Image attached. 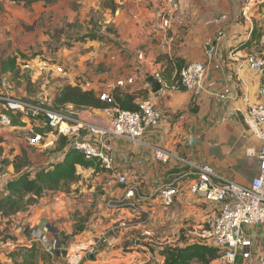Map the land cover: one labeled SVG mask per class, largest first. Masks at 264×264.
<instances>
[{
    "label": "crops",
    "instance_id": "obj_1",
    "mask_svg": "<svg viewBox=\"0 0 264 264\" xmlns=\"http://www.w3.org/2000/svg\"><path fill=\"white\" fill-rule=\"evenodd\" d=\"M72 1L62 0L53 5L39 1L30 6L3 2L0 72L6 69L5 62L16 58L19 63H25L22 67L32 76L45 73L50 84L40 96L52 100L66 84L93 80L102 85L118 78L135 77V93L143 95L138 99L150 97L165 118L158 128L142 138L143 146L132 145L119 152V158L132 167L129 185H120L112 171L98 163L87 169L77 166L80 179L70 189L45 193L26 211L12 215L9 226L15 228L22 221L32 227L48 226L51 238L65 245L88 238L98 240V252L83 264H166L170 252L204 245L203 226L188 227V221L192 218L196 221V217L200 219L204 211H209L204 199L190 193L191 181L181 178L184 166L180 165L178 156L196 164L211 165L220 176L244 186L250 185L259 172V160L249 151H259L264 143L251 134L244 118L249 104L258 100L261 78L247 66H241L248 55L255 54L253 26L240 18L241 0H181V10L172 29L176 41L163 51L154 26L155 21L160 23L156 13L158 0H118L115 12L103 7L104 0H78V10L71 7ZM96 14L103 15L101 35L96 33L76 45L81 54L87 46L99 45V50L94 51L96 56L89 57L92 61L88 65L81 62L79 57L83 55L77 54L67 60L72 70L61 75L55 69L60 64H49L35 53L36 36L43 35L41 43L48 40L46 27L62 25L65 21L72 23L77 17L85 27V22H91ZM209 45L217 49L212 60L206 58ZM142 51L146 56L144 61L138 59ZM172 59L175 61L170 66L168 60ZM194 62L204 63L208 71L198 95L185 90L154 94L145 81L147 75L163 67L165 78L172 71L170 81L166 79L173 84L179 66L182 69ZM7 69L5 73L9 72ZM18 92L13 86V95L37 97L25 90ZM7 133L3 137L12 152L9 151V158L1 157L9 160L2 165L0 178L6 175L12 179L18 175L12 163L20 155L21 145L27 155L36 150L27 147L21 134L11 130ZM153 147L174 156L167 162H157L152 156ZM38 161L30 166L31 170L36 169ZM175 181L184 192L174 199L171 207H165L159 189ZM131 188L134 196L128 197ZM2 197L5 196L1 194ZM5 227L6 223L0 225L2 230ZM16 234L17 253L25 247L28 250L24 255H38L41 245L29 244L28 233L23 236L17 230ZM14 255L13 263L24 264ZM46 256L42 264H64L60 252L52 259L47 253ZM239 262L264 264V238L255 242L250 260L239 257ZM0 263L4 261L0 259ZM189 264L203 263L194 258Z\"/></svg>",
    "mask_w": 264,
    "mask_h": 264
},
{
    "label": "built area",
    "instance_id": "obj_2",
    "mask_svg": "<svg viewBox=\"0 0 264 264\" xmlns=\"http://www.w3.org/2000/svg\"><path fill=\"white\" fill-rule=\"evenodd\" d=\"M263 2L264 0L243 2L241 13L247 22L251 21L249 13L252 6ZM181 5V0H158L156 3V13L161 15V20L159 24L155 21L154 26L156 34L161 38L160 48L163 51L172 47L176 41L172 29ZM220 36L223 37V33ZM216 55L217 49L209 45L206 58L212 60ZM145 58L143 51L138 54L140 61ZM55 66L61 75H67L72 70L67 72L63 65ZM241 66H247L261 78L258 100L249 104L244 121L251 134L264 143V56L250 54ZM207 74L204 63L194 62L178 72L173 84L166 80L163 67L155 69L146 79L149 76L156 78L162 84V91L185 90L198 95L203 89ZM74 86H79L83 91L95 92L111 106L103 110H90L74 105L56 109L55 99L49 97V102H46L48 97H44L40 99L42 101H27L11 93L12 84H5L0 91V133L5 136L11 130L21 134L27 147L41 152L43 160L36 168L52 170L65 161L69 151H76L86 160L95 161L104 169L112 171L120 185H129L132 167L119 158V152L128 146H143L142 138L162 124L164 112L150 97L137 100V111L122 109L117 105L114 93H135V77L118 78L102 85H97L93 80H85ZM7 112H11L26 125L14 126ZM63 138L66 139V145L64 149L58 150L59 141ZM249 154L259 160V172L248 186L220 176L211 165L196 164L185 157H177L180 165L184 166L181 178L191 181L190 193L204 199L209 208L201 237L205 246L217 251L218 257L207 264H241L239 257L250 260L255 242L264 238V145L259 151L251 149ZM9 156L5 144L3 157ZM152 156L157 162H167L174 155L153 147ZM8 183V176L0 178V197L1 194L6 195ZM183 192L176 181L160 188V196L164 199L163 206L171 207L174 199ZM127 196H134L133 188ZM50 233L48 226L32 227L29 244L38 243L52 258L60 252L64 264H83L91 256H95L100 247V242L94 238L65 245L62 241L51 238ZM16 246L17 243L10 238L2 239L0 254H10L15 251Z\"/></svg>",
    "mask_w": 264,
    "mask_h": 264
},
{
    "label": "rangeland",
    "instance_id": "obj_3",
    "mask_svg": "<svg viewBox=\"0 0 264 264\" xmlns=\"http://www.w3.org/2000/svg\"><path fill=\"white\" fill-rule=\"evenodd\" d=\"M77 1L78 0L76 1L73 0L71 2V7L74 10H78V7H79V4L77 3ZM243 2H245V0L240 1V5H241L240 8H242ZM249 16H250L251 21H248V22L250 23L251 28L253 26L252 35L254 39L253 42L255 44V53L257 55L264 56V2L254 4L251 8ZM240 18L241 20L246 21L245 17L242 14ZM80 20L77 17L72 23L65 21L63 22L62 25H57V26L53 25V26L46 27L45 34L48 36L47 38L48 40L44 43H41L40 39L43 38V35L40 37V35L38 34L36 36L37 40L35 42L36 43L35 49L37 52L35 53H37V55H40L41 59L49 64H60L63 66H64L63 63L67 64V66H65L67 72L70 69L67 60L68 59L71 60V58H73L74 56H77V54L83 55V56H80L79 58H82L81 62L84 65H88L92 61V60H89L90 59L89 57L92 54L94 57L96 56L95 52L99 50L98 49L99 45H97L96 47L87 46L84 50L85 53H82V54L80 52V48L76 47V45H78V42L84 41L86 37H91V35H94L96 33L99 34L101 32L103 26L100 22L103 20V15L96 14V16L92 18L91 22H88V20L85 22L86 24L85 27L83 26V24L80 23ZM36 38H34L33 41H35ZM100 45H103V44L101 43ZM101 47L103 48V46ZM9 60L12 62V64L10 65L11 67L9 68V72L4 73V74L0 72V78L3 79V82H2L3 85L1 86V90L4 89L5 84L6 86L8 84H12L14 88H16L19 91L18 92L19 94L22 93V90H25L29 94H34L35 96H37L35 98H29L26 96H22V99H27L33 102L42 101L40 100V98L44 99V97L43 96L41 97L40 94H44L45 91H47V88H46L47 85L50 84L49 81H46V77H47L46 74L43 72H38V74H34L32 76L30 73L27 72V68L24 69V67H22L25 63L24 64L19 63L16 60V58H12ZM76 60H78V57ZM28 79H29V82H28ZM49 100L50 98L48 97L46 102H49ZM6 146H7V150L12 152V149L10 148L11 147L10 144L7 143ZM20 152H21L20 155L18 157L16 156L15 161H13L12 163L14 165V168L15 166H19L21 168L25 167L26 165L34 166L35 164H37L38 160H39L38 162L40 163L41 162L40 159L41 160L43 159V155L36 153V151H31L30 152L31 154L28 153L27 155L28 158L25 157L22 145L20 147ZM2 158L0 160V166H1L0 170L1 169L3 170L2 165L6 164L7 160H9V159L3 160ZM27 167H25L24 170H26ZM26 201L27 200L25 199L24 203ZM22 205L24 204L21 203V206ZM24 211H26V209ZM24 211H21V212H24ZM12 215L14 214L3 215L2 213H0V225H3L4 223L7 224V228L5 227V229L3 230L0 229V240L10 238L13 242L17 243L19 238L17 237L16 231L19 230L21 235L24 236L27 233L29 234L31 230L30 228L32 226L29 223H25L23 221L17 224L16 225L17 227L15 228L9 226L10 223L8 220ZM208 215H209V211L208 213L204 211L203 216L200 219L199 217H196L197 222L194 220V218H192V220L188 221V223H190L188 227L192 226L193 228L195 225L197 226V229H199L198 226L204 227L205 221ZM23 244L25 245L24 242ZM31 244L38 245V243H31ZM16 250H15L16 255L12 254L15 252H12L10 254H0V259H2V261H4L5 264H13V263H8L9 262L8 257L9 255L12 254L15 256L14 258H18L19 261L22 260L24 264H42L41 261L47 258L46 253L42 248L37 249L38 255H35L33 257H31V255H29L28 253L27 255L23 254L25 250H28L25 247L19 253H17ZM130 251L135 252L134 250H130ZM137 264H144V263L139 262ZM145 264H150V263L145 262Z\"/></svg>",
    "mask_w": 264,
    "mask_h": 264
},
{
    "label": "trees",
    "instance_id": "obj_4",
    "mask_svg": "<svg viewBox=\"0 0 264 264\" xmlns=\"http://www.w3.org/2000/svg\"><path fill=\"white\" fill-rule=\"evenodd\" d=\"M6 1H10L15 4H24L25 6H30L39 1L45 2L46 5H53L62 0H0V8H2V3ZM117 1L118 0H104L103 7L111 9L113 12H115L119 7ZM30 28L32 27H29L28 29ZM174 61L175 60L173 59L168 60V64L172 66ZM4 64L6 69H4V71H1V73L3 74L8 70L7 68L11 67L10 65L12 64V62L8 60ZM180 70L181 67L179 66V71ZM171 76L172 71H170L169 74L166 75V78L170 81ZM1 86L2 85H0V91ZM139 95L140 97L143 96L140 93L136 94L117 91L114 93V98L120 108L130 111H137V100ZM66 105H74L79 108H86L90 110H103L111 106L106 101L101 100L95 92L83 91L79 86H74L72 84L64 85L60 90L57 91L56 94L54 107L56 109H60V107ZM7 114L11 116L14 126L23 127L26 125L25 123L19 121L15 116H13L11 112H7ZM4 145L5 139L0 135V157L3 156ZM65 145L66 139L63 138L59 141L58 150L64 149ZM24 156L27 157V152L25 151ZM95 163V161L86 160L80 153L76 151H69L65 161L56 165L52 170H43L41 168L31 170V165H26L25 167L28 166L29 168L24 170L25 167L21 168L19 166H15L16 173L18 175L12 179H9V194H6L5 197L0 198V213H2L3 215L17 214L18 212L27 209L30 205L35 204L38 199L45 193L69 189L73 183L77 182L80 179L77 173V166H81L87 169L95 166ZM99 166L101 165L99 164ZM25 199L27 201L24 203ZM21 203L24 205L21 206ZM12 254L8 257V263H13L11 261L13 259ZM217 257L218 253L215 249L207 247L205 245H197L186 250L177 249L170 252L166 264H189V261L194 258H198L202 261L203 264H206ZM13 264L21 263L14 262Z\"/></svg>",
    "mask_w": 264,
    "mask_h": 264
},
{
    "label": "water",
    "instance_id": "obj_5",
    "mask_svg": "<svg viewBox=\"0 0 264 264\" xmlns=\"http://www.w3.org/2000/svg\"><path fill=\"white\" fill-rule=\"evenodd\" d=\"M159 20H161V15H159ZM3 79L0 78V84H2ZM147 84L151 87L154 94L160 93L162 91V84L153 76H149L146 79Z\"/></svg>",
    "mask_w": 264,
    "mask_h": 264
}]
</instances>
